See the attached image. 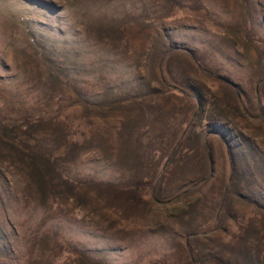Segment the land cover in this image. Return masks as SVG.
Segmentation results:
<instances>
[{"label":"rangeland","instance_id":"1","mask_svg":"<svg viewBox=\"0 0 264 264\" xmlns=\"http://www.w3.org/2000/svg\"><path fill=\"white\" fill-rule=\"evenodd\" d=\"M0 264H264V0H0Z\"/></svg>","mask_w":264,"mask_h":264},{"label":"trees","instance_id":"2","mask_svg":"<svg viewBox=\"0 0 264 264\" xmlns=\"http://www.w3.org/2000/svg\"><path fill=\"white\" fill-rule=\"evenodd\" d=\"M184 9H186L187 11L189 10V11H191V13H204L203 11V9L202 8H198V9H196V10H193V9H191V8H188V7H183ZM52 108H50V110H51ZM51 112V113H50ZM49 112V114H51L52 115V111H50ZM28 121H27V119L25 118V117H20V118H17V119H15V120H8L7 121V124L9 125V126H16V125H21V124H24V123H27ZM64 149H65V146L63 145V144H61L58 148H55L54 150H52V153H55V155H57V154H59V152L61 151H64ZM63 244V243H62Z\"/></svg>","mask_w":264,"mask_h":264}]
</instances>
